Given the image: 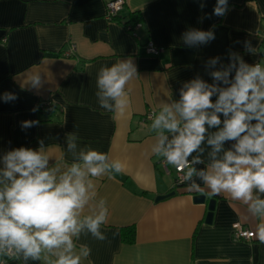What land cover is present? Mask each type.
<instances>
[{
	"label": "crops",
	"instance_id": "obj_1",
	"mask_svg": "<svg viewBox=\"0 0 264 264\" xmlns=\"http://www.w3.org/2000/svg\"><path fill=\"white\" fill-rule=\"evenodd\" d=\"M106 1L0 0V96L11 92L17 97L0 100V155L20 146L35 149L43 139L53 157L50 162L63 156L70 163L66 136L74 132L80 146L125 164L114 178H94L96 199H105L109 209L101 229L107 239L81 236L77 243L91 248L84 264H264V243L256 235L249 241L232 237L234 224L255 234L259 221L247 206L227 193L189 191L186 183L175 187L163 158L150 151L155 137L151 123L142 122L160 100L178 99L185 81L199 75L211 83L205 68L210 58L219 56L227 64L229 53L236 52L249 64H264V0H229L222 17L213 15L216 0H124L117 22L105 19ZM132 13L142 18L134 34L121 24ZM191 28L213 29L215 39L186 46L182 35ZM245 41L255 47L254 55L245 51ZM148 43L162 51L148 54ZM129 57L139 77L128 85L127 112L114 115L99 106L97 73ZM37 72L43 81L39 89L28 82ZM43 101L51 110L33 112ZM25 120L39 123L22 129ZM206 155L207 149V163ZM168 168L172 171L171 165ZM172 191L174 196L155 202ZM197 195L205 197L204 203L194 202ZM209 200L215 205L207 224ZM130 227L135 230L131 244L123 239ZM7 264L48 261L12 259Z\"/></svg>",
	"mask_w": 264,
	"mask_h": 264
},
{
	"label": "clouds",
	"instance_id": "obj_2",
	"mask_svg": "<svg viewBox=\"0 0 264 264\" xmlns=\"http://www.w3.org/2000/svg\"><path fill=\"white\" fill-rule=\"evenodd\" d=\"M200 6L203 9L204 3ZM228 6L229 0H216L213 15H226ZM214 39L213 29L191 28L182 35L189 47ZM244 48L252 55L256 52L249 41ZM228 60L224 64L219 56L210 58L205 68L211 83L197 75L182 84L178 99L158 102V110L149 117L155 133L150 151L181 173L179 181L189 191L227 193L246 205L259 221L255 235L264 243V64H249L236 52H230ZM137 77L131 57L102 66L96 80L99 106L124 115L130 106L128 85ZM28 82L36 89L43 84L39 72ZM15 99L11 92L0 96L4 102ZM38 123L25 120L21 127ZM38 144L0 155V258L27 262L43 257L48 264H84L91 248L77 243L81 236L107 239L101 229L109 209L105 199H96L94 178H114L112 174L126 166L107 153L80 146L74 132L66 136L70 163L63 156L50 162L53 157L44 140ZM201 164L206 166L198 168ZM7 260L0 259V264Z\"/></svg>",
	"mask_w": 264,
	"mask_h": 264
},
{
	"label": "built area",
	"instance_id": "obj_3",
	"mask_svg": "<svg viewBox=\"0 0 264 264\" xmlns=\"http://www.w3.org/2000/svg\"><path fill=\"white\" fill-rule=\"evenodd\" d=\"M124 4H125L124 0H107L105 4V19L108 21H113L116 17L119 16L120 12L123 10ZM139 26H140V23H136L134 27L133 26L131 27L128 25L126 26L125 29L128 32L134 34L135 29L138 28ZM145 50L148 54H151V55H158L162 51L161 48L154 46L152 43H148L145 46ZM261 56H262V59H264V50ZM37 109L39 112L49 111L51 110V104L47 101H43L37 106ZM152 112L153 110L147 111V113L142 118L143 123H152V120L149 118L152 115ZM161 162H162L164 171L169 175L173 174V182L175 186H181L182 184H184L179 181V176L181 175V173H178L177 170L173 166H172V171H170L168 168V165H165V163L163 162V159L161 160ZM232 230H233L232 237L236 241L238 240L249 241L255 237L254 232L242 227L240 224H234L232 226ZM3 259L7 260L6 257H4Z\"/></svg>",
	"mask_w": 264,
	"mask_h": 264
},
{
	"label": "trees",
	"instance_id": "obj_4",
	"mask_svg": "<svg viewBox=\"0 0 264 264\" xmlns=\"http://www.w3.org/2000/svg\"><path fill=\"white\" fill-rule=\"evenodd\" d=\"M119 19V16L116 17L113 21L117 22ZM142 18L138 13H132L129 17L128 20L126 22H122L121 24L126 28V26H135L136 23H141ZM185 184V183H184ZM183 185V184H182ZM175 187H179V186H175ZM134 237H135V230L133 227H130L128 229L124 230V234H123V239L131 244L134 242Z\"/></svg>",
	"mask_w": 264,
	"mask_h": 264
},
{
	"label": "water",
	"instance_id": "obj_5",
	"mask_svg": "<svg viewBox=\"0 0 264 264\" xmlns=\"http://www.w3.org/2000/svg\"><path fill=\"white\" fill-rule=\"evenodd\" d=\"M175 195V192L172 191V192H169L165 195H161V196H158L156 197L155 199V202H159V201H163L167 198H170L172 196ZM194 202L195 203H198V204H201V203H204L205 201V197L203 195H197V196H194L193 198ZM214 205H215V201L214 200H209L208 201V205H207V215H206V218H205V222L207 224H209L212 220V214H213V210H214Z\"/></svg>",
	"mask_w": 264,
	"mask_h": 264
}]
</instances>
